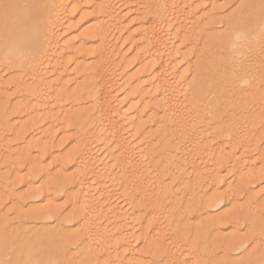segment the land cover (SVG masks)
<instances>
[{
	"label": "bare ground",
	"instance_id": "bare-ground-1",
	"mask_svg": "<svg viewBox=\"0 0 264 264\" xmlns=\"http://www.w3.org/2000/svg\"><path fill=\"white\" fill-rule=\"evenodd\" d=\"M114 1L56 0L50 10L43 8V11L40 0H35L18 11L12 21L0 25V67L5 70L0 76L7 75L13 68L32 71L25 81H0V90H16L17 103L11 115L18 121L28 118L34 134L22 155L13 153L11 148L22 140L24 131L0 134V168L6 164L14 174L18 159L36 164V171L28 172L30 181L27 182L34 186L33 178H38L39 185L29 192L28 198L42 203L49 200L50 194L67 192L73 206L72 213L65 219L58 218L48 208L42 216L34 210L29 215L22 214L17 207L25 202L13 190L7 191L12 186L8 185L9 175L0 180V190L14 203L5 216L14 215L16 220L2 219L0 235L23 232L25 224L19 220L23 216L32 220L33 238H37L35 227L43 221L42 234L46 240L61 238L65 241V259L70 264H142L146 255L150 259L148 264L196 262L197 251L184 245L178 232L182 226L177 225L193 219L194 225L203 231L216 229L222 222L226 224L209 217L211 208L236 199L227 182L229 179L225 181L220 172L222 166H226L234 173V180H239L245 175L248 164L256 166L257 147L248 131V123H255L257 128L262 126L264 100L244 106L239 101H230L222 90L226 84L220 82L201 90L189 91L186 86L182 94L180 88L186 76L178 72V66L184 57L177 56L169 33L187 30L191 37L186 47L194 48L195 39H202L213 27L206 23L205 0H120L121 8L128 10L125 16L114 9ZM91 9L94 11L88 16L91 28L82 38L72 37L76 28L71 22L76 12L86 14ZM134 14L138 16L134 23L136 31L127 34L128 45L135 49V54L131 63L126 64L125 53L118 51L113 42L114 33L121 30L123 19ZM89 42L95 44L84 48ZM77 43L81 47L74 50ZM228 50L234 71L229 86L236 91L245 87L254 94L257 85L253 84L252 77L256 64L252 60L264 51V19L255 29H237L231 33ZM69 56L75 71L67 74L69 63L64 64L63 60ZM86 58L90 64L82 63ZM117 59L124 66H120ZM132 65L138 68L136 75L129 77L127 70ZM119 72L121 79L117 80ZM65 78L67 80L63 81ZM80 78L85 89H76V92L82 94L87 106L82 124L85 131L65 136V140L62 125L67 115L62 104L67 101H52L50 91L56 85L61 86L60 96L64 98L70 88L79 86ZM128 97L133 102L130 107H127ZM197 99L206 100L205 104L200 105ZM5 100L1 108L7 114L11 101L6 97ZM140 103L149 118L145 124L140 122ZM242 107L251 110L245 121L241 119ZM2 120L5 119L0 117ZM149 127H154L153 131L144 133ZM61 135L60 146L66 141L71 144L68 155L71 174L66 181L54 180L53 185L49 181L51 170L66 167L62 159L55 156L59 147L54 143ZM9 136L14 139L8 140ZM33 154H37L36 159ZM102 155L109 159L110 167L103 163L108 159L103 161ZM146 162L148 164L144 165ZM21 181V178L16 179L19 184ZM221 189H224L222 193ZM209 192L212 196L206 198ZM239 194L246 197L249 205L258 200L254 195H247L245 189ZM72 223L78 230L65 233L67 224ZM134 227L139 234L134 232ZM136 235L151 244L150 254L136 253ZM2 238L0 264H9L2 260ZM252 243H257V250H264V235L252 230L251 238L234 236L231 245L235 251L248 254ZM72 247L76 251L73 252ZM37 250L43 252L44 246ZM207 255L213 258L210 250Z\"/></svg>",
	"mask_w": 264,
	"mask_h": 264
},
{
	"label": "rangeland",
	"instance_id": "rangeland-1",
	"mask_svg": "<svg viewBox=\"0 0 264 264\" xmlns=\"http://www.w3.org/2000/svg\"><path fill=\"white\" fill-rule=\"evenodd\" d=\"M34 1L35 0H0V25L6 23L7 21H12L13 17H16L18 11L28 7L29 4L32 5L35 3ZM55 1L56 0H40L41 10L44 11L43 8L50 10V7L54 5ZM119 1L120 0H115L113 2L115 4L114 9L118 10V13H120L121 16H125L128 14V10L127 8H121L122 4H118ZM203 3L205 4L203 12L207 16L206 23L213 24V27H211L210 31H206V33L202 35L204 36L202 39H195L194 48L191 46L186 47V42L191 37L185 32L187 30H179L177 28L178 30L176 33H169L171 40L173 39L172 47L175 51H178L177 56L184 57V59L182 58L179 60L180 63L178 66V72L181 74L183 73L186 76V80H182L185 81L183 82L184 86L180 88L182 94H185L186 86H189V91L191 89L201 90L207 89L212 83L220 82L226 84L222 90L225 92L224 97L230 101H239L244 106L253 104V101L258 102L260 100H264V51L260 53V56L255 57L253 58L254 60H252L256 64L252 77L253 84L257 85L254 94L248 92L245 87H240V90L236 91L233 87L229 86V82L232 80V77H234V71L232 69L228 53L231 33L237 29H255L258 22L264 19V0H205ZM197 5H200V2L197 3ZM85 13L86 14L76 12L74 19L71 22V24H73L76 28V32L71 35L72 37L82 38L84 33L91 28L88 16L90 17L94 14V11L91 9ZM137 19L138 16L135 14L128 15L126 19L122 20L123 25L121 26V30L114 33L113 42L118 51L125 53L126 64L131 63L135 54V49L128 45L129 39L127 32H130L131 34L136 31L137 26L134 25V23ZM71 36L69 35V37ZM66 38H68V36ZM94 44L95 43L89 42L84 48H90ZM80 47L81 44L77 43L73 48L74 50H79ZM194 52L196 53L195 55L192 54ZM63 62L64 64L69 63L67 66V74L75 71V64H73L72 57H66ZM82 63L90 64V60L86 58L82 61ZM117 63L120 66H124L122 65L123 63H120L119 59H117ZM137 68L138 67H135L134 65L129 66L127 70L128 76L134 77L136 75ZM0 72L4 74L5 70L3 67H0ZM31 72L32 71L27 69L15 71L13 68L12 71L10 70L7 72V75H1L0 81L3 83L18 82L19 80L25 81ZM119 79H121V72L117 74V80ZM66 80L67 78L63 81ZM77 85L79 86L70 88L64 98L60 96L62 91L61 86L56 85L50 91L52 101L55 99H64L67 101H63L62 104L65 108L64 113L67 115L65 118L66 121L64 119V123L62 125L66 131V134L63 135L64 139L65 136L71 137L76 132L81 133V131H85L84 128H82V124L85 120L84 115L86 113L87 106L81 98L82 94L79 95L76 92V89H85V84L81 78L77 81ZM134 85H132L130 90L133 89ZM125 90L126 92H129V89ZM15 91L16 90H12L11 88H3L0 90L1 96L3 97V99L0 100V117L5 119L0 121V134L10 130L14 133L24 131V137H22V140L14 143L11 148L13 153L19 152V154L22 155L26 150L28 141H30L34 134L31 133L32 131L30 130V121L28 118L18 121L14 115H11V111L17 103ZM5 97L11 101L8 103L10 104V109L6 110L7 114L1 108L4 103H6L4 102L6 101ZM205 101L206 100L203 99H197V102L200 105H204ZM127 102V107H130L133 104L130 97L127 98ZM139 105V110L141 111L140 122L145 124L149 121V118L145 114L144 105L141 103ZM249 111L251 110H248L247 107H242L241 119L243 121H245L248 115H251L249 114ZM4 115H6V118L3 117ZM248 126H250L248 127V131L251 132L252 141L257 147L256 155H258L255 159L256 166L248 164L247 166H250L246 169L247 171L245 172V175L239 180L238 178L237 180H234V173H231L230 168L222 166L220 177H224L225 181L226 179H229L227 182H230L232 190L235 194L234 199H236L229 204L219 205L215 207V209L211 208L209 211V217L211 219L223 220L226 224L222 225V222L220 227L216 229H205L203 231L199 230L194 225L193 219L186 223L183 222L180 225H177L178 227L182 226L179 228L178 232L182 236L184 245H187L190 249L197 251V261H186L185 264H264V250H257V243H252V250L248 254H241L240 251H235L231 245L234 236L251 238L252 230H254L257 235H264V212L260 213L261 210H264V204L262 205L264 202V123L259 128L255 127L256 124L252 122L248 123ZM153 129L154 127H149L148 129L143 130V132H152ZM63 136L61 135L57 137L54 146L59 147L55 152V156L60 157L63 161V166L66 167L65 169L58 167L57 169L51 170V178L49 181H51L53 185L54 180L57 179L56 182L58 179L66 181L71 174V163L68 160L71 144L66 141L62 146H60L63 142ZM7 139L13 140L14 136H9ZM238 145H236V147ZM131 150L132 149H130V151ZM33 155V158L36 159L37 154ZM103 156L104 155H102L101 158ZM104 158L105 157L102 158L103 161ZM28 162L24 158L18 159L15 169L17 172L14 174H12L6 164H3L0 168V180L10 175L8 185L12 186L6 190L9 191L11 189L10 192L13 190L14 194L18 198L23 199V202H25L24 204L19 205L17 210H19L22 214L28 215L30 211L34 210L39 212V215L42 216L43 211L48 208L50 211H53L57 217L59 216L58 218L65 219L73 211V206L68 198L67 192H59L61 195H59V193H55L53 195L50 194L49 200L42 203H35L32 199L30 200V198H28L27 195L29 192L34 187L39 185V183H37L38 178H33L32 182L34 183V186L33 184L28 183L30 181L28 178V172L37 168L36 164H29ZM103 163H107L109 167L111 166L109 159L105 160ZM210 163L211 164L209 166H212V162ZM147 164L148 163L146 162L144 165ZM17 178H21L23 182L21 181L22 183L19 184V182H16ZM244 189L247 190V195H254L258 198L254 205L247 204L245 201L246 197L239 194ZM223 191L224 189H221L219 192L222 193ZM207 194L208 195L205 196L206 198L212 196V192ZM8 198L9 197L6 192L1 189L0 221L2 219L7 221L13 219L16 220L14 215L5 216V213L11 210L14 204L13 202L8 201ZM187 203L188 202L185 201L186 206H188ZM190 209L192 210V206H190ZM19 220L25 224L22 228L24 233L10 232V234L8 233L6 237L4 235H0V237H4L1 239L3 246L2 260L4 262L9 264H45L46 262H50L52 260L54 264H70L69 261L65 259L67 254L65 241L61 238H54L48 241L45 238L46 236L42 234L45 222L40 221L39 224H37L34 234L37 238H33L32 234L34 233V230H31L32 228L30 226L32 224V220H28V218L23 216H21ZM69 224H67L68 226L65 224V233H75L78 229L74 227L73 223L71 225ZM104 226L105 225L103 224L102 227ZM45 228L50 229V227ZM136 229L134 232L138 231L137 227ZM135 233L139 234V232ZM135 237L138 238V241L135 244L136 253L150 254L151 244L148 243L141 235H136ZM251 240L252 239H250L248 243L251 244ZM42 246H44V251L39 252L37 249ZM73 249L74 247L71 248V250ZM75 249L73 252L76 251ZM208 250H210L213 255H211L213 257L212 259H210L207 255ZM225 252L228 253V256L225 255ZM147 256L148 255L145 256V259L142 258V264H148L150 259L149 256ZM26 261L28 262L26 263ZM154 264H158V261H155Z\"/></svg>",
	"mask_w": 264,
	"mask_h": 264
}]
</instances>
